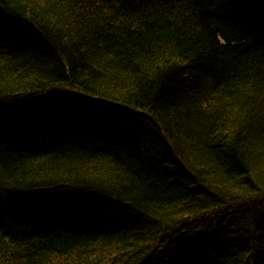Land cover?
Masks as SVG:
<instances>
[{"label": "trees", "instance_id": "trees-1", "mask_svg": "<svg viewBox=\"0 0 264 264\" xmlns=\"http://www.w3.org/2000/svg\"><path fill=\"white\" fill-rule=\"evenodd\" d=\"M0 264H264V0H0Z\"/></svg>", "mask_w": 264, "mask_h": 264}, {"label": "bare ground", "instance_id": "bare-ground-1", "mask_svg": "<svg viewBox=\"0 0 264 264\" xmlns=\"http://www.w3.org/2000/svg\"><path fill=\"white\" fill-rule=\"evenodd\" d=\"M247 17H248V15H246L245 16V20L247 19ZM256 17V16H255ZM250 20L252 21L253 20V18L252 17H250ZM218 41L220 42V43H222V40H221V37L220 36H218ZM28 136H30V137H37V139H40V136H39V129L37 130L36 128L35 129H32L31 131L29 130L28 131ZM15 137L17 138V139H8V141H19V140H22L23 138H24V135L22 136L21 135V133H15ZM5 138V137H4ZM71 220L74 222V221H76V220H78L77 219V217H76V215H74V213L73 214H71ZM217 241H219L218 239H217Z\"/></svg>", "mask_w": 264, "mask_h": 264}]
</instances>
